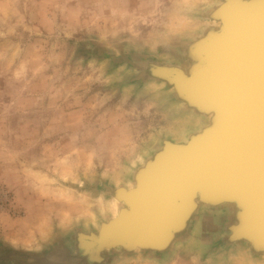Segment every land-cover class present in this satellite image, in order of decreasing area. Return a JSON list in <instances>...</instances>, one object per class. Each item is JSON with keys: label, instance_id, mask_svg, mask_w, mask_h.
Here are the masks:
<instances>
[{"label": "rangeland", "instance_id": "374dc122", "mask_svg": "<svg viewBox=\"0 0 264 264\" xmlns=\"http://www.w3.org/2000/svg\"><path fill=\"white\" fill-rule=\"evenodd\" d=\"M199 1L0 0V32L16 24L0 36V50L18 49L7 72L0 61V264H83L74 254L75 235L110 216L101 213L99 195L127 186L167 135L188 136L209 121L204 116L196 126L174 108L173 94L158 101L135 68L140 58L186 63L182 49L217 26L210 16L221 0H213L200 30H190L194 12L207 3ZM13 72L19 79H11ZM214 215L207 213L193 236L181 234L173 249L112 251L103 264L137 256L141 264H237L242 257L244 264H262L248 257L250 246L227 240L235 216L227 214L219 234ZM212 238L220 240L222 254L208 245Z\"/></svg>", "mask_w": 264, "mask_h": 264}, {"label": "water", "instance_id": "95a60500", "mask_svg": "<svg viewBox=\"0 0 264 264\" xmlns=\"http://www.w3.org/2000/svg\"><path fill=\"white\" fill-rule=\"evenodd\" d=\"M210 19L217 26L182 49L184 65L151 58L135 65L144 79L174 86L176 99L209 121L186 143L164 139L135 171L136 186L115 188L110 196L124 202L118 216L74 237L83 264H103L116 246L128 254L169 250L193 198L231 207L227 240L244 237L264 249V0H221ZM186 201L188 214L172 223L168 206Z\"/></svg>", "mask_w": 264, "mask_h": 264}, {"label": "bare ground", "instance_id": "6f19581e", "mask_svg": "<svg viewBox=\"0 0 264 264\" xmlns=\"http://www.w3.org/2000/svg\"><path fill=\"white\" fill-rule=\"evenodd\" d=\"M199 1V0H198ZM204 1V0H203ZM200 2V1H199ZM198 3V2H197ZM202 3V2H201ZM218 3V2H217ZM216 3V4H217ZM219 4V3H218ZM218 4L216 5V6H218ZM208 8L209 7H206V4H204L203 5V8H201V10H199V11H197V12H194V14L197 16V19H196V22H192L191 23V29L190 30H192V31H198V30H200V28H201V26L203 25V23L201 22L202 21V18L203 17H205V18H209L208 16H207V11H208ZM191 13V12H190ZM184 22V23H183ZM183 22L181 21V19H180V21H179V23H180V25H185V24H187V19L186 18H184L183 19ZM197 22H199L198 24H196V25H193V24H195V23H197ZM219 23L221 24V20H219ZM218 23V24H219ZM208 25V24H207ZM189 30V31H190ZM207 31V30H206ZM204 32V31H203ZM181 35V34H180ZM183 35H184V33H183ZM190 35V37H191V34H188V36ZM201 35H202V33H201ZM187 39V38H186ZM189 39V38H188ZM181 40V39H180ZM164 42V41H163ZM162 42V43H163ZM165 43V42H164ZM180 47V46H179ZM180 50V49H179ZM175 54V53H174ZM176 57V56H175ZM160 58V59H159ZM159 58H153V60L154 61H157V62H164L165 60H164V58H161V57H159ZM132 59V58H131ZM142 60H148V59H144V58H140V59H137L136 60V62L138 63V62H140V61H142ZM172 62V61H171ZM124 63V62H123ZM126 63V62H125ZM180 64V63H179ZM130 66V65H129ZM125 67V66H124ZM131 67V66H130ZM132 68V67H131ZM122 69V68H121ZM137 71V70H136ZM135 72V71H134ZM134 72H132V73H134ZM137 76H139L138 77V80H140V81H142V83H144L143 85H141V86H143L144 88L143 89H145V91L147 92V93H151V94H155L154 96L156 97V99H158V101H160V102H167L168 100H169V97L174 93L175 94V92H174V86H168L167 84H166V82H164V81H161V82H158V81H155V80H148V79H144L143 78V76L141 75V72H138L137 74H136V77ZM176 80H178V82H179V84L181 85V79L177 76L176 78H175ZM137 81V80H136ZM133 82V81H132ZM152 83V87H153V90L154 91H150V90H147V85L148 84H151ZM159 84H162V85H159ZM131 85V84H130ZM134 85V84H133ZM135 85H137L136 83H135ZM132 86V85H131ZM159 86H161V87H159ZM142 89V90H143ZM171 94V95H170ZM173 94V95H174ZM176 96V95H175ZM172 97V96H171ZM175 98V97H174ZM168 99V100H167ZM176 99V98H175ZM178 100V99H177ZM170 102H171V100H170ZM159 103V102H158ZM182 104H184V102L182 101V100H178V101H176V102H174L172 105L174 106V108L175 109H177V108H179L182 112H183V114H185L187 117H188V119L189 120H192V122L196 125V126H199V124H201V122H202V119H203V117L204 116H206L207 117V115H206V113L205 112H199L196 108H190L189 110L187 109V110H183V109H181L182 107H181V105ZM165 106V105H164ZM170 110H172L171 108H169ZM168 110V109H167ZM173 111V110H172ZM177 111V110H176ZM173 114V113H172ZM175 114V113H174ZM169 115V114H168ZM171 115V114H170ZM171 121V120H170ZM175 122V121H174ZM173 123V122H172ZM178 123V122H177ZM203 124V123H202ZM160 127V126H159ZM188 132V131H187ZM167 138V140H169V141H171V142H173V143H186V142H188L189 141V139H190V136H187L186 135V131L185 132H182V133H178V135L177 136H174V137H171V136H169V135H167L166 136ZM171 137V138H170ZM173 138V139H172ZM151 139V138H150ZM152 139L153 140H156V137H152ZM165 139V140H166ZM152 140V141H153ZM149 141V140H148ZM146 142V141H145ZM165 142L166 141H162V143L160 144V146H161V148H160V146H158L160 149H162L163 147H164V144H165ZM157 147V146H156ZM147 148V147H146ZM136 150V149H135ZM130 156V155H129ZM144 158L142 157L141 158V161L143 160ZM146 161V160H145ZM144 161V162H145ZM130 166V165H129ZM131 167V166H130ZM130 169V168H129ZM123 170V169H122ZM127 170V169H126ZM129 171H131V170H129ZM128 171V172H129ZM117 173V172H116ZM130 175V174H129ZM132 175V174H131ZM109 183V182H108ZM136 184H137V182L135 181V180H133V178L131 179V180H128V184H127V188H134L135 186H136ZM101 185V184H100ZM116 185V184H115ZM120 185V184H119ZM126 185V184H125ZM116 187H117V185H116ZM108 189V188H107ZM91 191V190H90ZM89 191V192H90ZM101 191V190H100ZM65 192V191H64ZM84 193V192H83ZM98 193V192H97ZM111 193V192H110ZM104 194V195H103ZM103 194H100L99 195V199H98V205L100 206V208L102 207V206H104V205H106L109 201H114L116 204H117V214L115 215V216H113V215H111V214H107V215H110L109 216V218L111 217V218H115L116 216H118V214H119V212H120V208L124 205V202L123 201H120L115 195H112V196H106L105 195V193H103ZM107 194V193H106ZM86 195V193H84V195L83 196H85ZM87 196V195H86ZM89 198V197H88ZM84 199V198H83ZM86 199H87V197H86ZM96 199V198H95ZM91 200V199H90ZM93 200V199H92ZM193 200H194V202H195V205H194V208H193V210L190 212V214H188V211H189V207H188V203H187V201H186V203H184L183 205H178V206H174L173 207V205H169L168 206V212H171V215L169 216L170 217V221H173L172 223H174V222H176L177 221V219L178 218H182L183 217V219H184V217L188 214V218H187V220L186 221H188L187 222V224H186V226H185V228H183L181 231L183 232V233H188L189 232V234H190V237L191 236H193L195 233H196V230H199V228H198V225H199V223L201 222V221H203L202 219L204 218V211H211V212H213V213H215V215L214 216H216L217 215V217H216V219H217V222H218V225H219V228H221V229H219V234H223V232H224V230H225V227H226V223H227V220H228V216H227V214H231V213H233V209L231 208V207H228V206H225V205H222L221 204V206H220V208H218V209H216V208H213L212 209V207L213 206H215V204H213V203H209V202H205V201H202L200 198H193ZM88 203V202H87ZM91 203V202H90ZM95 203V202H94ZM97 205V206H98ZM86 208V207H85ZM99 208V207H98ZM87 211V210H86ZM210 212V213H211ZM106 214V213H105ZM89 218H90V216H89ZM87 220H88V217L86 218ZM98 219V218H97ZM105 220V219H104ZM92 222H93V224H95V227H97L98 226V222L96 221V217H94V214L92 215ZM192 224V226L190 227V225ZM76 225V224H75ZM77 226V225H76ZM84 226H87V225H84ZM83 226V227H84ZM100 226V225H99ZM99 226H98V228H99ZM230 226V225H229ZM82 227V228H83ZM94 227V228H95ZM217 227V226H216ZM76 228V227H75ZM97 228V229H98ZM189 228V229H188ZM71 229V228H70ZM70 229L68 230V231H70ZM78 229V228H77ZM92 229V228H91ZM65 230H66V228H65ZM64 230V231H65ZM95 230V229H94ZM44 231V230H43ZM80 231V230H79ZM188 231V232H187ZM46 232V231H45ZM60 233H63V232H60ZM211 233V232H210ZM44 234V233H43ZM225 234V233H224ZM50 235V234H49ZM48 235V236H49ZM63 234H61V236H62ZM45 236V235H44ZM51 237V236H50ZM210 237V236H209ZM211 237H213V236H211ZM225 237V236H224ZM63 238V237H62ZM216 238V237H215ZM64 239H65V237H64ZM63 239V240H64ZM181 239V238H180ZM179 240V239H178ZM48 241V240H47ZM72 241V240H71ZM220 241V240H219ZM219 241L218 240H214V238H212V239H210V244H208V245H210V246H212V248L213 249H215V251H216V249H218V250H224V249H222V247H221V245H219L218 246V244H219ZM56 242V241H55ZM70 242V241H69ZM74 242V241H73ZM175 242H177V239L176 240H174L171 244H170V246H169V249H173V245L175 244ZM227 242V241H226ZM236 242H241V243H243V244H246V245H251V242L249 241V240H247L246 238H244V237H242L241 239H238V241H235L234 243H236ZM67 245H69V244H67ZM233 245V244H232ZM27 246V245H26ZM70 246H71V244H70ZM217 246H218V248H217ZM48 247V246H47ZM59 247V246H58ZM65 247V246H64ZM227 247V246H226ZM39 248V247H38ZM71 248V247H70ZM120 247H118V246H116V247H114V249L115 250H117L118 252H120L121 251V249H119ZM122 248V247H121ZM224 248V247H223ZM24 249V248H23ZM33 249V248H32ZM35 249V248H34ZM46 249V248H45ZM51 249V248H50ZM56 249V248H55ZM64 249V248H63ZM138 249V248H137ZM227 249V248H226ZM231 249V248H230ZM30 250H31V248H30ZM37 250V249H36ZM47 250V249H46ZM62 250V249H61ZM38 251H40V250H38ZM221 251H216V252H218V253H221ZM231 251V250H230ZM246 251V254L248 255V257H256V258H260V262L262 263V264H264V249L263 250H257L256 248H253L252 249V252H248L247 251V249L245 250ZM54 252V251H53ZM117 252V253H118ZM211 252V251H210ZM222 252H224V251H222ZM226 252V251H225ZM232 252V251H231ZM234 252V251H233ZM30 253V252H29ZM37 253V252H36ZM55 253H57V252H55ZM121 253V252H120ZM215 253V252H214ZM230 253V252H229ZM254 253V254H253ZM257 253H259V255L258 256H256V254ZM50 254H52V253H50ZM70 254V253H69ZM147 254H151V255H154L155 253H151V252H149V253H147ZM167 254V253H166ZM213 254V253H212ZM222 254V253H221ZM220 254V255H221ZM42 255V254H41ZM46 255V254H45ZM72 255V254H71ZM146 255V254H145ZM224 255V254H223ZM226 255V254H225ZM6 256V255H5ZM47 256H48V254H47ZM64 256V255H63ZM111 256H113V255H111ZM122 256V255H121ZM167 256V255H166ZM215 256H216V254H215ZM239 256V255H238ZM72 257V256H71ZM124 257V256H123ZM122 257V258H123ZM239 257H241V256H239ZM126 258V257H125ZM130 258V257H129ZM128 258V259H129ZM134 258V257H133ZM157 258V257H156ZM63 259V258H62ZM112 259V258H111ZM120 259V258H119ZM229 259V258H228ZM242 259H243V257H242ZM16 260V259H15ZM69 260V259H68ZM78 259H76V261H77ZM126 260V259H125ZM18 262V261H17ZM23 262V261H22ZM49 262V261H48ZM106 262H108V261H106ZM118 262V261H117ZM27 263V262H26ZM80 263V262H79ZM78 263V264H79ZM109 263V262H108ZM115 263V262H114ZM35 264V263H34ZM62 264V263H61Z\"/></svg>", "mask_w": 264, "mask_h": 264}, {"label": "clouds", "instance_id": "9594fccd", "mask_svg": "<svg viewBox=\"0 0 264 264\" xmlns=\"http://www.w3.org/2000/svg\"><path fill=\"white\" fill-rule=\"evenodd\" d=\"M212 3H213V0H207L206 7H209V8L212 7ZM54 6H58V5H54ZM5 7L11 8V5H6ZM12 14L13 15H19V13L15 11V9H12ZM22 19H23V17L20 18V21H17V24L22 22ZM7 20H8V18L6 17L4 23H7ZM94 22L95 21H93V23ZM113 26H115V25H113ZM15 27H16V24H13L12 26H10L8 28V31L6 33L0 32V36L8 35V34L14 32ZM17 54H18V49L12 51L11 55H9V50L7 48L0 50V61L6 62L4 64V71L5 72H7L9 68H11L12 63H13L15 57L17 56ZM11 79L12 80L19 79V73L13 72ZM146 87H147V90L154 91L153 87H152V83L148 84ZM100 211H101V213L111 214V215L115 216L117 214V204L114 201H109L106 205H104L100 208ZM141 261H142V259L139 256H137L135 258H129V259L123 261V264H141ZM143 264H148V261L143 260ZM237 264H244V261L242 259H240L237 261Z\"/></svg>", "mask_w": 264, "mask_h": 264}, {"label": "crops", "instance_id": "0c3cea01", "mask_svg": "<svg viewBox=\"0 0 264 264\" xmlns=\"http://www.w3.org/2000/svg\"><path fill=\"white\" fill-rule=\"evenodd\" d=\"M207 213H210V211H204V214L206 215ZM211 213H213V212H211ZM204 215V216H205ZM136 255V254H135Z\"/></svg>", "mask_w": 264, "mask_h": 264}]
</instances>
